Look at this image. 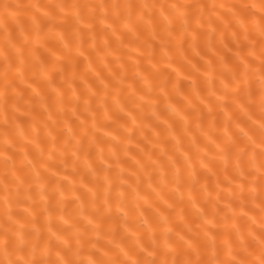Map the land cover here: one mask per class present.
I'll list each match as a JSON object with an SVG mask.
<instances>
[{
    "label": "snow or ice",
    "instance_id": "6c2138e0",
    "mask_svg": "<svg viewBox=\"0 0 264 264\" xmlns=\"http://www.w3.org/2000/svg\"><path fill=\"white\" fill-rule=\"evenodd\" d=\"M0 7L6 14L3 17L5 21L8 19V14L15 15L13 9H18V6L8 3H3ZM32 7L39 8L40 6L33 5ZM55 7L62 13L65 10L72 13L77 38H80L85 31L95 32L94 26L97 21L101 24L111 21L107 27L111 29L112 35L116 36L121 44H123L124 33L117 36L118 26L121 24L128 33L142 34L143 31H148L149 37L144 41L143 46L150 49L147 56L144 57L149 63H152L156 56V40H159L160 59L164 60L169 57L172 51L174 39L179 40L178 47L180 49H183L184 42L189 35L195 44L205 24L211 29L208 33L209 46H211V41L219 27L218 21L224 24L225 30L235 29L232 31V37L236 47V62L229 66L223 57L220 58L224 67L219 73L222 77V95L218 99L223 101L225 97H231L232 103L239 106L251 123L241 126L240 121H234L231 116H228L221 139L215 136L213 131L217 127L216 120L213 119L206 128L203 123L202 109L198 108L192 98L185 97L192 112L182 110L171 103L167 106L172 116L182 124L183 133L191 137L187 150L183 148L179 139L176 141V151L182 154L183 160L181 161L175 153L169 155L167 150H162L161 155L153 159V152L142 150L145 152L146 161H136L140 169L145 172L151 168L153 173H159L160 183L156 187H153L151 183L153 174L148 173L149 187L159 199L164 200L163 189L171 185L169 187L171 195L178 196L179 203L186 202L196 210L201 224L195 229L194 234H190L193 233V229L189 228L187 231L176 232L173 237V229L163 227V224L168 223V218L161 215L158 208L155 211L161 216L162 224L154 226L145 220L146 232L150 233L147 239L137 235L131 228H127V218L130 212L127 203V190L117 191L127 183V180L124 179V170L121 169L115 177L111 175L112 166L105 159L102 147L99 148V158L108 166L102 169L88 167V171L94 177V183L92 187H88L84 183V176H81V185L86 189V193L74 196L72 202L78 201L79 203L73 212L67 213L64 207L65 199L62 186L68 180V176H65L63 181L57 180L56 178L60 176L59 166L51 164L50 161L55 159V149L58 147L60 156L63 157L60 163L67 167L71 157L73 158L72 175L75 176L80 172L81 153L87 157L91 148L98 143L95 132L89 129L87 117L80 121L81 131L79 133L71 126L67 128L63 144H58L57 137H52L53 150L49 151L47 159H44V149L40 148V159L35 163L31 160L27 162L30 166V172L27 175H17L19 171L15 164L17 153L12 151L17 147V143L10 138L8 126L13 118L9 115V101L12 99L10 90H15L17 87V77L21 80L24 79L30 58L36 59L41 65L40 70L34 72V76L44 75L53 92L57 94L55 100L57 115L68 116L70 112L71 116L77 119L83 115L79 112L82 96L77 95L73 89V99L66 101L64 93L55 86L54 81L55 75L66 71L65 60L70 62L72 48L70 43H65V47L68 49L67 54L57 57L56 65L58 67L49 74L47 67L36 56L37 49L29 48L30 44L41 43L39 37L41 26L37 25L35 42L25 34L23 28L20 29L22 40L15 39L9 33L5 36L2 51L3 66L0 70V80H2L0 99L3 100L5 126L3 143L0 145V157L3 159L4 167L3 196L0 201L3 204V211L0 212V264H264V0H253L252 3L244 5H219V9L225 7L230 9L232 19L229 20L224 19L228 15L226 13H221L215 19L213 18L212 13L217 11L216 5L209 6L198 3L58 4ZM157 10H159L158 15ZM44 16L48 17L49 23H52L53 27L56 26L53 23L55 20L53 13L44 12ZM206 16L207 19H205ZM177 25L179 26V35H177ZM213 25L216 27H212ZM60 38L64 39L63 34ZM92 39L93 50L99 52L100 50L96 47V35H93ZM136 39L139 40V35L136 36ZM104 45L108 49L111 48L107 39L104 41ZM26 49L28 50L27 55ZM245 49H247L246 55L244 54ZM75 51L79 56L84 55L82 39ZM51 54L56 55L55 52ZM207 64L209 70L205 72V77L213 85L210 95L215 96L218 90L214 87L216 73L212 67L213 61L209 60ZM153 67L155 68L156 65L153 64ZM196 70L199 71V69ZM141 78L145 80L151 91L154 85L148 82L147 77ZM29 86L31 87V85ZM105 87L107 88V85ZM160 91L167 95L164 86H161ZM95 95L92 93L88 98L83 99L85 112L91 108ZM195 97L201 104L204 103L205 98L199 91L195 92ZM139 99L144 100L145 97L140 96ZM149 103L154 107L156 101L149 97ZM253 105H258V115L250 111ZM44 106L49 111V120H51L53 113L47 103ZM139 107H143V105H139ZM12 108L14 116V112L19 110L18 103L13 104ZM121 111H124L123 106H121ZM212 112L213 107L209 105L208 114L211 115ZM193 113L196 114V131L215 145L216 151L211 159L208 158L207 145L202 148L197 137L193 134L191 118ZM27 114L30 115V113ZM128 115L132 114L128 113ZM152 115L157 120L160 119V114L153 112ZM132 119L135 122L134 116ZM70 122V120L65 121L68 124ZM162 122L167 125L170 135L175 139L173 126L166 119ZM233 123L239 130L238 135L231 132ZM44 127H49L47 122L44 123ZM97 127L96 114L93 113L91 128L96 129ZM16 131L21 138H26L24 130L19 126H16ZM107 134L111 135V133ZM158 137L159 133H157ZM38 138L39 131L37 130L31 142L36 143ZM86 141L87 148L85 147ZM112 155H116L115 151L112 152ZM116 162L119 164L118 157ZM197 163L211 175L217 176L218 188L222 182L219 180L220 170L217 165H223L222 171L224 180L227 182L228 192L223 209L220 207L221 194L219 192L214 200L208 193L204 198L203 206L194 195L196 186L200 183L197 176ZM41 165L44 171H41ZM52 168H56V170L51 171ZM49 171L51 174L45 175V172ZM170 171L171 179H169ZM101 172L104 173L103 176L100 175ZM133 175L136 176L137 181H140L138 173H133ZM10 176L11 179H9ZM54 181L56 187L52 188L50 192L49 189ZM73 184H75L74 180ZM237 184V187H233ZM129 188H132V185H129ZM207 188L208 185L205 183L201 187V191L206 192ZM132 190L136 196L137 207L140 208L139 183ZM72 191L75 193L79 189L73 187ZM57 193H59V199L56 205L52 206L51 200ZM35 195H39L45 202L43 212L48 213L45 225L39 224L30 208H25L23 212L15 210L21 205L33 201ZM85 195L88 197L87 200L84 199ZM164 203L168 204L169 208H173L176 200L174 199L173 203L164 200ZM145 204L150 208L153 207L152 202L147 199H145ZM208 205H211L213 209L211 216L207 210ZM249 205L252 207L249 208ZM237 206L243 216H248L250 211L259 210V219L256 215L250 217L251 223L247 227V232L238 223L241 217L236 215ZM225 209L230 210L232 215H228ZM57 212L59 219L63 222L64 226L62 227H56L53 224V214ZM221 212L224 213L222 217H220ZM121 215L124 218L126 231L130 235H125L120 240L110 239L109 247L97 248L98 241L93 242L88 238L89 233L99 236L103 232V226L107 220ZM140 215L143 216V211L140 212ZM221 219L223 224L220 223ZM230 220L233 221L231 225H229ZM45 226L48 233L47 239L44 234ZM232 233L236 234L237 241L231 239ZM105 235L114 237L116 231L109 229ZM221 235H227L229 238L218 242ZM128 239H134V245H127L125 241ZM88 245H91V249L96 250L92 251L87 247Z\"/></svg>",
    "mask_w": 264,
    "mask_h": 264
},
{
    "label": "bare ground",
    "instance_id": "6f19581e",
    "mask_svg": "<svg viewBox=\"0 0 264 264\" xmlns=\"http://www.w3.org/2000/svg\"><path fill=\"white\" fill-rule=\"evenodd\" d=\"M253 0H0V5L8 3L14 6H18V9H13L15 15L8 14V19L5 21L3 18L6 14L2 7H0V70H2L3 59L2 51L4 48L5 36L9 33L17 40H22L20 29L25 30V34L31 37V40L35 42L37 25L41 26L39 33L40 44H30L29 48L35 47L37 49L36 56L43 65L47 67L48 73H52L56 67L57 57L66 55L68 49L65 47V43H70L72 48V56L69 60H65L66 71L62 74H57L54 77L55 86L64 93L65 100L69 101L73 99V89L77 95H81L83 99L95 93L91 108L85 112V106L83 99L80 102L79 112L83 115L77 119L71 116L69 112L68 116H59L56 113V93L53 92L52 87L49 86L47 79L44 75L34 76V72L40 70V63L33 58L29 59L27 70L25 71L24 79L21 80L19 77L16 79L17 87L15 90H10L12 99L9 101V115L12 118V122L8 126L10 138L14 139L17 143V147L12 151L16 152L15 164L19 170L17 175H27L30 172V166L28 161L31 160L33 163L40 159V148L44 149V159L48 158L50 150H53L52 137H57L58 144H63V141L67 135V128L71 126L78 133L80 129V121L87 117L89 129L95 132L97 138V145L91 148V151L87 157L84 153H81V159L79 161L80 172L75 176L73 173L72 159L69 158L67 167L60 163L63 157L60 156V150L57 147L55 149V159L50 161L53 165H58L60 170V176L57 180L63 181L65 176H68V180L63 183L62 190H64V207L67 213L73 212L77 207L78 201L73 203L75 195H81L86 193V189L81 185V176H84V183L88 187H92L94 183V177L88 171V167L92 169H102L108 165L103 163L99 158V148L104 149L105 159L108 164H111L112 171L111 175L115 177L121 169L124 170V179L127 183L124 184L122 189L117 191L127 190V203L130 209L128 216L127 228H131L137 235H141L144 239H147L150 233L146 232L145 220L148 223L157 226L162 224L161 216L155 211L156 208L160 210V214L168 218V223L163 224V227H170L173 229V237L176 232L187 231L189 228L195 229L201 224V219L191 205L186 202L179 203L178 196L173 197L169 191V187L163 189L164 200L168 203H173L176 200L175 206L169 208L168 204L164 203V200L158 198L152 188L149 187L148 173L153 174L151 181L152 186L156 187L159 185V173H153L151 168L148 172L140 169L137 165V160L146 161L145 152H153V159L161 155L162 150H167L169 155L175 153V155L183 160L182 154L176 151L177 139L181 141L183 148L187 150L190 146L191 137L186 136L183 133L182 124L179 120L172 116L168 110V104H174L182 110L192 112L189 108L185 97L192 98L194 103L199 109L203 111V123L207 128L213 119L216 120L217 127L213 129L215 136L223 138V132L225 128V120L228 116H231L234 121H240L241 126L244 124H250L247 120V116L239 108L238 105L232 103L231 97H225L223 101L218 98L222 95V77L219 73L223 70L224 65L221 63L220 58L223 57L225 63L229 66L235 61V41L232 37V31L235 29L225 30V26L222 22H219V27L215 33L214 39L211 41L209 46L208 33L211 31L210 27L205 24L201 30L198 41L193 44L191 35L185 40L183 49L178 47L179 40L174 39L172 51L168 58L160 59L159 40H156V56L152 63H149L144 57L147 56L150 49L144 47V41L148 39L149 32L143 31L141 33L132 34L126 32L123 29L122 24L118 26L120 33L123 35V44L117 39L116 36L112 35L111 29L107 27L111 21L101 24L99 21L95 24V32L85 31L82 33L80 38L75 35V21L72 19V13L65 10L61 12L60 9L55 6L58 4H100V3H158V4H171V3H182V4H206L216 5L217 11L213 12V18L215 19L221 13H226L224 19H232L230 15V9L225 7L219 9V5L224 4L226 6L231 5H244L250 4ZM33 5H39L40 7H32ZM74 11V10H73ZM44 12H51L55 16L54 24L49 23L48 17L44 16ZM159 10H157V15ZM207 19V16L205 17ZM7 25V28H5ZM84 27V25H81ZM212 27H216L213 25ZM177 28V35H179V26ZM63 34L64 39L60 36ZM223 34V37H222ZM93 35H96V47L100 50L95 51L92 48ZM139 35V40L136 36ZM83 40V51L84 55L79 56L75 51L77 45ZM109 40L111 48L108 49L104 45L105 40ZM132 41V43H130ZM51 50V51H50ZM28 50L26 49V55ZM55 52V56L51 53ZM199 53V55H197ZM244 54H247V49L244 50ZM212 60V67L215 69V80L214 87L217 89L215 96L210 95L212 84L205 77V72L209 70L207 61ZM153 64L156 67H153ZM170 64V66H169ZM35 65V67H33ZM107 65V66H105ZM195 66V67H194ZM196 69H199L197 71ZM99 74V75H98ZM139 74V75H138ZM63 77V79H62ZM141 77H147L148 82L154 85V88L150 91L148 84ZM67 80V83H65ZM122 81V82H121ZM31 85V87L29 86ZM107 85V88L105 87ZM161 86H164L165 95L160 91ZM0 87H2V80H0ZM199 91L201 96L205 98L204 103L201 104L195 97V92ZM39 93V95H37ZM140 96H144V100H140ZM149 97L156 101L153 107L149 103ZM19 105V110L14 112L13 116V104ZM45 103L49 106V109L53 113L52 119L49 120V111L45 108ZM143 105V107H139ZM213 107L211 115L208 114V107ZM123 106L124 111H121ZM251 112L256 115L259 114L258 105H253L250 109ZM153 112L160 114V119L157 120L152 115ZM27 113H30L27 114ZM96 114V121L98 127L96 129L91 128L92 114ZM128 113L132 115L129 116ZM195 113L192 115V128L193 134L197 137L198 143L203 148L207 145L206 151L208 152V158L211 159L216 149L215 145L211 144L205 137L200 135L195 129ZM136 120L133 122L132 117ZM168 120V123L175 129L174 139L170 135L167 125L163 124V120ZM66 120H70V124L65 123ZM47 122L49 127L45 128L44 123ZM16 126L24 130L25 137L21 138L17 131ZM39 131V138L36 143L31 141L36 135V131ZM51 132V135H49ZM231 132L239 134V130L233 123L231 126ZM5 133L4 126V110L3 100L0 99V145L3 143ZM107 133H111L108 135ZM157 133L159 137L157 138ZM219 142V141H218ZM39 144V147H37ZM87 148V141L85 142ZM115 151L116 155H112ZM27 153V156H25ZM203 154V153H201ZM117 157L119 158V164H117ZM166 160V157L164 158ZM87 165V166H86ZM222 164L217 165L219 171V180L222 182L220 187H217V176L211 175L206 169L200 167L197 163V176L200 183L196 186L194 195L201 201L205 196L210 193L213 200L219 192L221 194L220 207L224 208V203L227 201V182L224 180V173L222 171ZM56 168H52L51 171H55ZM41 171H44L41 165ZM133 173H138L140 181H137L136 176ZM51 172H45V175H50ZM103 172L100 173L103 176ZM11 179V176L9 177ZM169 179H171V171L169 172ZM73 180L75 184H73ZM4 182V167L3 159L0 157V201H2V188ZM119 183V181H117ZM139 183V204L140 208L137 207V201L135 193L132 188H135L136 184ZM207 183V191H201V187ZM132 185V188H129ZM233 185V187H237ZM56 187L55 181L53 182L49 191ZM75 187L79 189L78 192H73L72 189ZM186 191V189H185ZM115 195V193H114ZM59 199V193L56 194L51 200L52 206H55ZM87 200V195L84 196ZM145 199L152 202L153 207H148L145 204ZM238 203V202H237ZM45 202L40 198L39 195L34 196L33 201H29L27 204L21 205L15 210L23 212L25 208H30L33 215L36 216L40 225H45L48 213L43 212ZM31 206V207H30ZM252 205H249L251 208ZM182 210V211H181ZM209 216L212 214V207H207ZM3 211V204L0 203V212ZM143 211V216L140 212ZM228 215H232L230 210L225 209ZM236 215L240 216L241 219L238 221L247 232V227L251 223L250 217L256 215L259 219V210L255 212H249L248 216H243L240 208L237 206L235 209ZM221 212L220 217L223 216ZM218 217V219H220ZM31 218V217H29ZM220 223L223 224L222 219ZM233 221H229L231 225ZM53 224L56 227H62L63 222L59 219V213L53 214ZM258 227V225H257ZM113 229L116 231L114 237L105 235ZM55 230V228H54ZM45 239H47V228L44 229ZM130 235L126 231L123 216L109 219L103 226V232L97 236L95 233H89V237L93 242L98 241L97 248L102 246L109 247V240L116 239L120 240L121 237ZM227 235H221L218 242H222L228 239ZM231 239L237 241L235 233L231 234ZM74 243V241H73ZM125 243L129 246L134 245V239H128ZM91 249V245L87 246ZM95 251L96 249H91ZM55 258V256H53Z\"/></svg>",
    "mask_w": 264,
    "mask_h": 264
}]
</instances>
